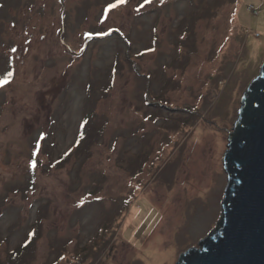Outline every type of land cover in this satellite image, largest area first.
<instances>
[{"label":"rangeland","instance_id":"rangeland-1","mask_svg":"<svg viewBox=\"0 0 264 264\" xmlns=\"http://www.w3.org/2000/svg\"><path fill=\"white\" fill-rule=\"evenodd\" d=\"M141 5L0 0V264H177L219 228L264 0Z\"/></svg>","mask_w":264,"mask_h":264},{"label":"water","instance_id":"water-1","mask_svg":"<svg viewBox=\"0 0 264 264\" xmlns=\"http://www.w3.org/2000/svg\"><path fill=\"white\" fill-rule=\"evenodd\" d=\"M224 167L222 222L177 264H264V65L242 98Z\"/></svg>","mask_w":264,"mask_h":264},{"label":"trees","instance_id":"trees-1","mask_svg":"<svg viewBox=\"0 0 264 264\" xmlns=\"http://www.w3.org/2000/svg\"><path fill=\"white\" fill-rule=\"evenodd\" d=\"M127 1V0H126ZM152 2H153V0H152ZM152 2L151 3H146V5L145 6H143V8H145V7H147V6H149V5H151L152 4ZM115 5H116V7H110V5H107L105 8L106 9H108L109 11H115V10H117V9H119L120 7H119V4H116V3H114ZM235 18H236V11H235ZM234 14L232 15L233 17H234ZM236 20V19H235ZM112 31H117V28L116 27H113L112 28ZM88 35V34H87ZM96 35H98V34H96ZM89 37H91L90 35H88ZM88 37V38H89ZM229 41H230V39H226L225 40V43H224V45H226L227 43H229ZM157 47H158V45H156V49H157ZM183 53H185V52H183ZM116 74H117V70L114 72V76H116ZM11 81H9V83H10ZM9 83H7V84H5L4 86H7ZM152 116H154V114L152 115ZM84 133L85 132H83L82 133V135H81V140L83 139V136H84ZM36 144V146L34 145L33 146V149H32V151H31V155H30V157L33 155L34 156V154L36 153V152H38V151H40L41 150V148H42V143H35ZM167 145H168V143L167 144H161L160 145V148H159V150H163L164 148H166L167 147ZM172 147V146H171ZM80 204H83L82 202H79Z\"/></svg>","mask_w":264,"mask_h":264},{"label":"snow or ice","instance_id":"snow-or-ice-1","mask_svg":"<svg viewBox=\"0 0 264 264\" xmlns=\"http://www.w3.org/2000/svg\"><path fill=\"white\" fill-rule=\"evenodd\" d=\"M125 0H121V3H124ZM151 0H145V3H150ZM144 5H141L143 7ZM110 7H116L115 4L110 5ZM12 75L11 72H7L4 75L0 76V87H3L5 84L9 83V77Z\"/></svg>","mask_w":264,"mask_h":264}]
</instances>
